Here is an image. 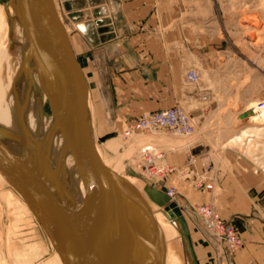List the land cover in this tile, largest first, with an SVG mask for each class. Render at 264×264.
<instances>
[{
  "label": "rangeland",
  "instance_id": "rangeland-1",
  "mask_svg": "<svg viewBox=\"0 0 264 264\" xmlns=\"http://www.w3.org/2000/svg\"><path fill=\"white\" fill-rule=\"evenodd\" d=\"M8 1L0 0V3ZM196 1L199 5L196 10L198 23L181 25L185 20L181 22V11L176 10L174 22L178 24L173 26L174 38L181 40L179 49L185 50L187 55L186 65L183 64L181 69H189L186 80L193 87L195 101H184L171 107H181L189 114L194 132L188 137H179L157 130L135 133L129 138H125L123 132L133 119H120L110 101L112 93L106 63L99 49L95 48L96 43L91 42L92 28L81 32L76 21L65 11L63 0H54V3L88 83L90 120L100 158L112 169H118L119 175L133 176L141 186H152L139 167L140 152L156 147L165 153L164 163L176 168L167 156L177 147H185L187 158L184 167L179 170L185 179L179 185L170 187L167 185L169 180L164 185L173 189L174 200L182 206V214L193 236L196 264H216L213 256L207 261L199 259L195 229L185 213V206L194 212L193 206L211 205L224 220L215 199L223 196L226 187L214 183L212 166L220 164L228 170L231 166L249 164L256 172L264 173V117L255 111L257 104L264 100V0ZM190 72L195 73V81L187 79ZM42 109L50 116L48 105L45 104ZM16 138L24 141L22 136ZM16 148L19 149L20 144ZM30 150L36 151V146L33 145ZM45 170L53 174L54 168L45 164ZM198 180L211 183L213 189L197 188L195 182ZM165 187L161 186L159 190L164 191ZM12 188L19 193L15 187ZM19 196L20 199L8 186L0 184V264H52L57 253L20 193ZM203 197L206 200L202 201ZM258 198L261 202L260 195ZM158 225L166 241L171 236V230L165 225ZM234 226L242 246L238 225ZM179 242L182 254L178 252L176 240L167 243L165 264H190L191 259L186 257L182 242ZM239 249L234 252L225 250L234 254Z\"/></svg>",
  "mask_w": 264,
  "mask_h": 264
},
{
  "label": "water",
  "instance_id": "water-1",
  "mask_svg": "<svg viewBox=\"0 0 264 264\" xmlns=\"http://www.w3.org/2000/svg\"><path fill=\"white\" fill-rule=\"evenodd\" d=\"M27 1L29 48L23 64L28 62L29 56L33 57L35 44L39 42L42 45L39 52L43 53L45 61L43 69H49V75H44L51 81L50 114L55 127L98 195L96 247L80 240L56 208L50 193L61 203L72 207L76 204L45 170L40 149L24 153L23 164L12 161L0 149L1 176L21 194L62 264H115L118 254L122 264H156L150 254L154 234L163 264L164 236L148 203L128 179L104 164L96 150L88 108L90 90L54 0ZM107 31L105 27L99 33ZM129 178L138 180L133 176ZM143 191L167 219L179 222L193 264H196L182 210L162 190L146 184ZM130 224L135 227L133 233L128 230Z\"/></svg>",
  "mask_w": 264,
  "mask_h": 264
},
{
  "label": "crops",
  "instance_id": "crops-1",
  "mask_svg": "<svg viewBox=\"0 0 264 264\" xmlns=\"http://www.w3.org/2000/svg\"><path fill=\"white\" fill-rule=\"evenodd\" d=\"M63 6L81 32L92 28L91 42L96 43L106 63L110 101L120 119H135L176 103L195 101L193 87L186 80L189 69H181L187 55L179 49L181 40L174 38L173 26L178 24L174 22L176 10L181 11V22L185 20L181 25L198 23L196 0H63ZM105 27L108 31L100 34ZM186 153L185 147H177L167 156L177 171L169 176L168 186L179 185L185 179L179 170L184 167ZM211 169L214 183L226 187L215 204L225 221L238 225L242 246L234 254L227 253L186 205L199 259L207 261L213 256L216 264H264V173L256 172L249 164L228 170L214 164ZM0 184L20 199L1 174Z\"/></svg>",
  "mask_w": 264,
  "mask_h": 264
},
{
  "label": "bare ground",
  "instance_id": "bare-ground-1",
  "mask_svg": "<svg viewBox=\"0 0 264 264\" xmlns=\"http://www.w3.org/2000/svg\"><path fill=\"white\" fill-rule=\"evenodd\" d=\"M27 18V0L12 2L9 0L5 4L0 3V149L12 161L20 164L24 162L23 154L31 152L33 145L37 150H41L44 163L54 168L53 174L49 173L51 178L76 204V207H72L61 203L50 193L56 208L76 236L84 243L93 246L96 245L95 232L100 214L98 213V195L88 175L66 147L60 132L55 127L52 115L47 116L42 109L45 104L50 109L53 97L51 81L44 75L49 73V69H43L45 61L43 53L39 52L42 47L39 42L35 44L33 57L29 56L28 62L23 64L29 48ZM90 107L89 98L88 108ZM16 136H22L24 141L20 142ZM25 139L26 144H24ZM18 144H20L19 149L16 148ZM104 164L119 174L118 169H112L109 163ZM121 176L128 179L142 194L157 223L171 230V236L164 240L165 254L167 243L174 240L177 241L178 252L182 254L179 242L181 241L186 257H189L190 264H193L179 222L167 219L162 214V210L148 199L143 191L146 184L141 186L139 180H132L126 175ZM173 199L175 198H171L172 202H174ZM128 230L133 233L135 227L130 224ZM150 254L156 264H162L156 234H154ZM58 258L57 254L52 264H62ZM115 264H122L119 254L115 257Z\"/></svg>",
  "mask_w": 264,
  "mask_h": 264
},
{
  "label": "built area",
  "instance_id": "built-area-1",
  "mask_svg": "<svg viewBox=\"0 0 264 264\" xmlns=\"http://www.w3.org/2000/svg\"><path fill=\"white\" fill-rule=\"evenodd\" d=\"M196 78L194 72H190L187 76L189 81H195ZM255 111H257L260 116L264 117V100L257 104ZM157 130H165L179 137H188L193 134L194 125L191 117L183 108L173 107L155 111L147 115H141L133 119L125 127L123 135L125 138H129L135 133H151ZM164 161L165 153L156 147L145 149L139 154L138 164L145 179H147L152 186L156 188L158 186V189H161V186L165 187L164 184L169 176L176 171V168L167 166ZM195 186L207 191L213 189L211 183L203 180L196 181ZM164 192L169 197H174L173 189L166 188ZM192 208L198 216L203 229L216 243L224 246L229 252H234L239 249L241 246V239L232 222L222 220L211 205H199L197 207L193 206Z\"/></svg>",
  "mask_w": 264,
  "mask_h": 264
}]
</instances>
